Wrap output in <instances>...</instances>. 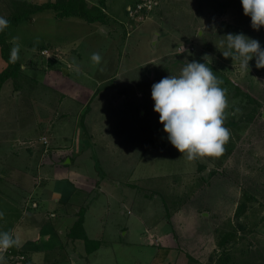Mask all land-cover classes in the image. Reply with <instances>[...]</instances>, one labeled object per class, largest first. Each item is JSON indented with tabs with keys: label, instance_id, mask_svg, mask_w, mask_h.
<instances>
[{
	"label": "rangeland",
	"instance_id": "1",
	"mask_svg": "<svg viewBox=\"0 0 264 264\" xmlns=\"http://www.w3.org/2000/svg\"><path fill=\"white\" fill-rule=\"evenodd\" d=\"M87 1L100 6L99 0ZM229 1L159 0L155 10L135 21L126 10L133 0H105L106 13L115 19L111 28L77 16L59 18L51 9L10 28L9 41L20 38V61L29 71H24L26 92L15 91L13 98L12 82H5L0 92V232L14 234L33 192L15 176L18 164L25 167L31 142L41 134L60 142L81 135L85 140L96 130L94 138L114 134L119 149L105 157L96 148L93 158H87L104 191L88 195L85 224L92 236L104 233L103 246L88 261L68 249L67 257L56 256L59 264H189V256L199 264H214L223 251L231 252L239 264H264V110L240 131L226 124L247 106L235 86L264 109V68L255 67L254 57L250 70L242 71L239 61L224 58L220 47L223 36L241 29L250 38V30L258 33L264 48V27L252 29L241 0ZM9 14L0 0V16ZM44 44L51 45L49 57L42 54ZM93 52L103 58L99 65L91 62ZM193 60L214 64L231 80L220 85L227 90L225 126L231 135L223 155L188 161L168 141L153 110L151 89L166 76H178ZM6 65L0 55V72ZM130 148L132 153L126 154ZM38 161L31 165L33 175L38 174ZM200 165L206 166L207 178H201ZM246 190L257 197L239 219L246 229H238L237 240L221 247V233L238 228L235 211ZM59 233L65 239L64 231ZM52 244L44 239V245ZM2 254L13 258L8 250Z\"/></svg>",
	"mask_w": 264,
	"mask_h": 264
},
{
	"label": "crops",
	"instance_id": "2",
	"mask_svg": "<svg viewBox=\"0 0 264 264\" xmlns=\"http://www.w3.org/2000/svg\"><path fill=\"white\" fill-rule=\"evenodd\" d=\"M229 2L233 3L235 0H230ZM202 12L201 14H206L205 11ZM232 12L235 15V19L240 18L237 16L235 8ZM197 13L199 14V11ZM238 19H236V23L241 24ZM241 32L244 33L241 29H237L231 33ZM248 33L253 39H260L257 37L259 34H255V31L250 30ZM244 34L246 35V33ZM81 123L85 124V121L83 120ZM118 130H114V133H118ZM95 134L94 136L90 134L85 140H83V135L78 139L77 137H71V140L70 138H64L63 142L53 137L48 139L47 136L41 134L37 140L31 142L33 145L29 142L31 145L26 148V153H24V162L26 163H23L25 167H21L18 164L15 168V172L18 171L15 176L16 179L18 178L19 184L28 185L31 189L30 191L33 192L31 197L25 200L22 222L18 223L13 234L14 238L20 242L19 246H15V249H17L15 253L18 256L13 257L16 259L14 261L6 257V264H59L58 255L64 253L65 257H67L68 249L75 253L78 251V259L88 258V261L89 255L97 254L101 250L104 242V233L92 236L85 223L87 219L86 212L88 207L86 203L88 195L93 193L94 190L101 193L104 189L100 184V180L97 179L98 176L94 175L90 171L91 168L87 166V162L89 163L87 158L88 156L90 159L93 158V152L96 148H100L98 152L105 157L106 153L110 156L117 154L119 149L117 145L113 144L114 139L111 137L114 134H109L112 136L108 135V138H105V136L100 137L107 139L102 141L99 140L100 138H94L95 136L98 137L96 130ZM43 137L47 139L46 143L42 140ZM103 141L104 143H102ZM117 143L119 142L116 138L115 144ZM130 152L132 153L131 148L127 153H123L130 154ZM38 156H40L39 161ZM36 161H38L36 165L38 174L33 175L30 172H35V170H32L31 165L35 166ZM29 162L31 163L29 164ZM107 209L110 210V208ZM79 218L82 220L83 227L79 228L78 231H73V227ZM104 219H107L106 216ZM26 223L30 225L26 227ZM100 223L103 225L102 222ZM60 230L64 231L63 234H65L66 240L64 237H60ZM44 231L45 235L43 238ZM84 235L95 241L97 245L91 248L92 245L86 243L87 238ZM52 238H55L57 243H54ZM44 239L52 241V247L44 245ZM166 245L172 248L168 243L162 244L163 247ZM21 255L24 256V259L19 258ZM65 257L63 259H66ZM74 264L84 263L81 260L80 262H74Z\"/></svg>",
	"mask_w": 264,
	"mask_h": 264
},
{
	"label": "clouds",
	"instance_id": "3",
	"mask_svg": "<svg viewBox=\"0 0 264 264\" xmlns=\"http://www.w3.org/2000/svg\"><path fill=\"white\" fill-rule=\"evenodd\" d=\"M243 13L251 18L252 29L259 31L264 27V0H241ZM10 27V21L0 16V33ZM220 41L224 58L239 61L242 71H249V62L255 57V67L264 68V48L257 39L244 33H228ZM20 38L14 36L9 63L20 59ZM37 39V43H38ZM33 52L36 51L34 47ZM92 64L99 65L102 56L99 52L91 54ZM203 59L207 62L208 56ZM21 71H29L27 65H20ZM219 79L207 63L195 60L187 62L180 74L169 75L154 83L151 97L154 111L159 114V122L171 145L183 154L188 161L205 157H219L230 140V129L225 127L228 108L227 90L220 87ZM4 213L0 211V219ZM19 240L10 231L0 232V264H6L4 255L9 248L19 246Z\"/></svg>",
	"mask_w": 264,
	"mask_h": 264
},
{
	"label": "trees",
	"instance_id": "4",
	"mask_svg": "<svg viewBox=\"0 0 264 264\" xmlns=\"http://www.w3.org/2000/svg\"><path fill=\"white\" fill-rule=\"evenodd\" d=\"M5 3L8 5L10 9V14L5 17V19L10 21V27L6 29L3 33H0V55L3 59L7 62L5 68L0 72V92L5 82H12L13 85V98L15 91L20 90V92H26L24 84L25 81L28 79L27 74L24 71L20 70L21 61L20 59L15 63H9V55L11 44L9 43V32L10 28L14 25H17L21 22V20L25 17H31L32 14L43 10V9H51L56 17L64 18L68 16H77L82 19H85L88 22H100L101 25L113 27L115 20L111 16L106 13L104 3L105 0H99L100 6L97 4H91L87 0H43V1H35V0H4ZM140 0H133L132 4H136ZM156 7L154 8V10ZM49 44H44L40 48L46 49L50 47ZM56 60H50V64H54ZM208 66L212 68L215 72V75L223 80V83H231V80L224 75H222L217 67L212 65V63H208ZM116 75V74H115ZM114 76V75H113ZM24 81V82H23ZM28 82V81H27ZM24 86V87H23ZM107 88V86H106ZM237 88L236 94L244 95V104L247 105L241 114L240 117L235 116L236 114L229 116V119L226 124L233 127L234 129L240 131L242 128L247 127L250 125L257 116H263L262 105L252 96L250 93H241L239 87ZM20 93V94H21ZM255 103V104H254ZM251 104V105H250ZM226 127V126H225ZM199 169L201 170V178H207V175L204 174V171L207 169L206 166L200 165ZM243 200L238 204L237 209L235 211V217L238 219L237 227H232V230L226 229L221 233V241L219 240V245L221 247H225L232 241L237 240V230L238 229H246V226L239 222V219L246 214L248 210V203L251 201L256 200V195L252 194L248 190L244 192ZM261 219V218H260ZM264 219V216L262 217ZM236 226V225H235ZM82 220L79 218L74 227L73 231H78L79 228H82ZM85 236V235H84ZM86 237V236H85ZM87 238V237H86ZM87 244L92 245L91 248H94L97 243L92 241L91 239L87 238ZM94 245V246H93ZM16 247L9 248L8 251L12 257L16 255L15 249ZM169 249L168 247H164ZM224 253L221 254L219 257L217 255V259L214 264H239V261H235L231 252L223 251ZM189 256V255H188ZM257 253L252 254V257L255 258ZM192 259V263L189 264H199L201 262L199 259L190 257ZM13 259V258H12ZM254 261V260H253ZM252 261V262H253ZM256 261V260H255ZM197 262V263H196ZM257 264H260V261H256ZM202 264V263H200ZM244 264H249V261H246ZM255 264V262H254Z\"/></svg>",
	"mask_w": 264,
	"mask_h": 264
},
{
	"label": "built area",
	"instance_id": "5",
	"mask_svg": "<svg viewBox=\"0 0 264 264\" xmlns=\"http://www.w3.org/2000/svg\"><path fill=\"white\" fill-rule=\"evenodd\" d=\"M157 5H159V0H140L136 4L130 5L127 8L129 18L138 21L143 17L145 13L152 12ZM42 54L47 55L49 57V49L46 48L42 50ZM43 139L46 143L47 139L45 137H43ZM21 258L24 259V256H21Z\"/></svg>",
	"mask_w": 264,
	"mask_h": 264
},
{
	"label": "water",
	"instance_id": "6",
	"mask_svg": "<svg viewBox=\"0 0 264 264\" xmlns=\"http://www.w3.org/2000/svg\"><path fill=\"white\" fill-rule=\"evenodd\" d=\"M121 105H123V102L121 103Z\"/></svg>",
	"mask_w": 264,
	"mask_h": 264
}]
</instances>
